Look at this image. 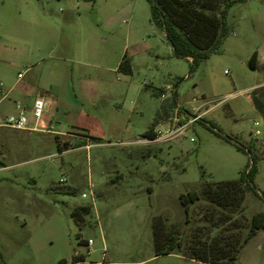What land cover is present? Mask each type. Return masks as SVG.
Masks as SVG:
<instances>
[{
	"label": "rangeland",
	"instance_id": "rangeland-1",
	"mask_svg": "<svg viewBox=\"0 0 264 264\" xmlns=\"http://www.w3.org/2000/svg\"><path fill=\"white\" fill-rule=\"evenodd\" d=\"M211 2L219 15L223 3ZM226 23L220 50L192 72L147 0H0V117L14 112L7 93L16 84L19 101L51 102L55 126L10 129L0 140V264H209L185 248L157 257L159 216L186 245L195 235L247 236L264 198L247 194L226 224L219 209L209 221L206 201L187 214L180 199L206 182L238 180L253 159L264 196V0L233 4ZM125 56L132 75L119 71ZM178 114L200 120L170 141H140ZM77 207L88 211L82 224ZM236 264H264V229Z\"/></svg>",
	"mask_w": 264,
	"mask_h": 264
},
{
	"label": "trees",
	"instance_id": "trees-1",
	"mask_svg": "<svg viewBox=\"0 0 264 264\" xmlns=\"http://www.w3.org/2000/svg\"><path fill=\"white\" fill-rule=\"evenodd\" d=\"M219 1L223 3V7L220 14L217 15L218 5L211 2V0H147L154 21L165 29L166 35L175 49V56L192 59V72L199 64L207 60L212 53L220 50L224 39L230 34L226 23L227 9L235 3L248 0ZM250 65L253 69L257 68V52L252 56ZM119 71L126 75L133 74L132 65L126 56L119 65ZM256 104L260 110L263 109L261 102L256 100ZM154 129L155 127H152L148 130L144 137L155 139ZM236 147L240 152L247 153L246 148L237 144ZM67 148V143L65 146H59L60 151ZM257 174V160L253 159L249 171L243 173L238 180L206 182L201 191L182 194L180 196L181 203L185 207L186 213L189 214L191 206L200 201H206L212 209V215L209 217L210 222L216 223L213 213L219 209L222 216L218 221L224 224L230 223L233 214L243 207L247 194L252 193L258 198H264L255 187ZM83 209L88 213L86 208L78 207L73 212V215L81 224L84 221ZM262 229H264V212H258L253 216L249 232L242 240L240 236L235 238L228 234H220L207 242L195 235L191 243L186 245L178 229H169L163 217H155L154 241L156 256L170 255L178 249L185 248L186 257L202 263L236 264L242 249ZM81 260H83L82 256L77 258V261ZM66 263V260L60 262V264Z\"/></svg>",
	"mask_w": 264,
	"mask_h": 264
},
{
	"label": "built area",
	"instance_id": "built-area-1",
	"mask_svg": "<svg viewBox=\"0 0 264 264\" xmlns=\"http://www.w3.org/2000/svg\"><path fill=\"white\" fill-rule=\"evenodd\" d=\"M165 98V95H162ZM46 109L47 103L44 98L38 97L35 99L32 107H28L22 103H17L16 113L7 116L3 121H0V128H8L16 131H45L54 132L55 126L52 123H45L46 121ZM200 117L196 116L189 121H184L179 114L169 118L163 123L155 127L154 134L155 139L143 137L140 141L146 143H164L172 140L176 134L185 135L187 130L197 122ZM34 126H33V125ZM177 137V136H176ZM91 145H87L86 148H90ZM93 196V192H91ZM83 198H88L87 193H83ZM91 243V242H89Z\"/></svg>",
	"mask_w": 264,
	"mask_h": 264
},
{
	"label": "crops",
	"instance_id": "crops-1",
	"mask_svg": "<svg viewBox=\"0 0 264 264\" xmlns=\"http://www.w3.org/2000/svg\"><path fill=\"white\" fill-rule=\"evenodd\" d=\"M28 18H32V16H33V14L30 12L28 15ZM258 63H259V61H258ZM17 91V92H16ZM7 95H10V96H14V98H16V101H15V104H13L12 105V107H11V109L14 111L13 113H11V114H14V113H16V105H17V103H22V104H24V105H27L28 107H32V105H33V103H34V101H35V99L36 98H38V97H42V98H44L45 99V101H46V103H47V109H46V121H45V123L47 124V123H51L52 122V120H51V117H50V114H49V110H50V107H51V102L50 101H48V100H46V98L44 97V96H37L34 100H33V102L32 103H23V102H21V101H19V99H20V97H22V92L20 91V90H18L17 88H16V84L15 85H13L12 87H11V89L9 90V92L7 93ZM6 95V96H7ZM162 95H165L164 93H163V91H162ZM10 114V115H11ZM9 116V115H8ZM4 119H2V117H0V121H3ZM33 125V124H32ZM34 126V125H33ZM8 131H11L10 129H8V128H0V140H4L5 138H7L8 137V135H7V133H8ZM25 132H28V133H33V132H37V131H25ZM42 132H44V131H42ZM55 132V131H54ZM54 132H50V133H54ZM3 152V151H2ZM2 152H0V157L1 156H3V154H2ZM0 165H3L4 166V163H3V161H2V159L0 158ZM3 168H5V167H3ZM26 224V223H25ZM24 224V225H25Z\"/></svg>",
	"mask_w": 264,
	"mask_h": 264
}]
</instances>
